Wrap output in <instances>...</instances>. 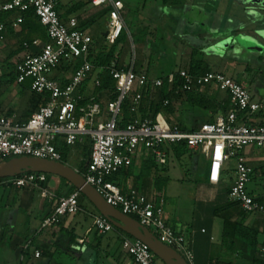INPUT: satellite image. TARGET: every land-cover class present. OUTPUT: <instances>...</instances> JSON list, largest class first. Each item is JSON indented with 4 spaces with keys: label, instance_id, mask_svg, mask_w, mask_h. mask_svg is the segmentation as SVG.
Returning a JSON list of instances; mask_svg holds the SVG:
<instances>
[{
    "label": "crops",
    "instance_id": "crops-1",
    "mask_svg": "<svg viewBox=\"0 0 264 264\" xmlns=\"http://www.w3.org/2000/svg\"><path fill=\"white\" fill-rule=\"evenodd\" d=\"M10 1L0 0V116L15 117L20 122H26L45 104L46 99L32 91L30 80L24 83L17 81L16 68L28 54L39 52L51 42L46 28L29 12L22 15L2 11L1 8ZM116 1L123 5L121 12L126 25L123 31L125 35L136 32L138 25H156L158 21L153 20L156 15L159 22L171 17L181 27L172 25L156 34L155 30H151L150 37L139 47L127 44L118 52L115 64L120 70L133 66L137 73L146 74L152 80L163 79L168 92L173 94L167 99L172 106L158 112L151 107L152 102L158 101V96L152 92L151 96L146 97L142 104L146 118L164 120L170 127L178 126L192 132L205 123H214L225 116L223 108L230 111L229 94L214 86L197 90L208 101L207 107L193 106L184 99V92L178 91L172 78L182 70L189 71L192 58L198 54L197 59L206 66L204 70L224 73L244 88L247 89L249 85L254 90L248 92L262 108L247 119L252 124H264V94L261 95L264 80L253 76L257 69H264V15L259 16L257 11H264V0H187L182 7L163 1L157 5L156 15L146 13L144 8L139 9L129 25V4L124 0H109L103 5L95 4V0H62L57 9L63 23L68 24L71 19H76L78 30L92 38L91 54H94L108 44L109 10H112V2ZM173 10L178 12L175 14ZM21 15L23 22L15 26ZM138 48L140 53L137 52ZM151 48L158 51L160 60L169 55L181 57L186 67L166 77L163 72L155 75L154 70L160 71L161 67L157 63V69H154L156 66L151 64ZM243 54L247 59H241ZM103 71V68H95L80 87L79 94L85 97L94 95L105 107L109 97L98 93L95 85L96 78ZM73 74L74 68L65 64L55 70L51 78L66 86ZM139 107L134 113H138ZM106 119L101 118L102 121ZM86 140L90 145V137L84 136L71 150L68 164L77 171L79 164L85 161L83 147ZM174 147L172 143L162 146L166 154L164 164L158 162L152 151L141 148L132 157L130 167L113 176L115 182L125 194L136 191L156 200L163 198L166 206L168 196L165 186L171 180L167 176L169 161H182L186 157L194 170H198V159L204 157L207 176L206 180L197 184L196 207L191 220L175 213L178 224L172 223L174 213L164 206L166 222L176 233L185 237L186 245L194 255L192 264H257V260H263L264 213H247L229 197L236 177L237 158L230 159L236 161L234 166H229L230 160L225 161L219 183L211 184L210 160L199 150L190 147L187 151H179L178 155ZM240 156L252 169L248 191L264 205V147L249 146ZM159 164L164 166L162 171L150 169ZM144 170H151L152 173L145 177ZM53 177L48 175L43 187L56 198L67 196L71 192V184L65 185L62 178ZM52 183L58 185L59 189L52 188ZM157 183L161 184V189H158ZM0 189V264H135L132 256L123 248V239L127 234L116 228L100 234L93 228L94 218L98 215L96 209L89 210L90 225H82L73 215L63 218L56 226L44 229L42 223L52 214L54 201L43 198L41 194L36 198L33 191L38 188L35 187ZM80 206L82 211L83 196L80 197ZM37 252L40 257H36Z\"/></svg>",
    "mask_w": 264,
    "mask_h": 264
},
{
    "label": "built area",
    "instance_id": "built-area-1",
    "mask_svg": "<svg viewBox=\"0 0 264 264\" xmlns=\"http://www.w3.org/2000/svg\"><path fill=\"white\" fill-rule=\"evenodd\" d=\"M109 0H95L103 5ZM62 0H11L1 10L19 12L34 11L48 34L51 45L37 53L28 54L17 65V81H31L34 93L44 96L45 104L26 122L15 117L0 116V158L33 157L61 162L62 156L55 142L62 138L74 147L82 137L89 136L92 152L88 168L84 174L87 182L96 188L108 204L125 215L137 219L143 226L155 232L157 238L179 252L189 264L193 263V252L188 249L183 235L176 233L165 220L164 199H153L132 191L125 194L122 189L108 179L119 171L129 168L134 154L144 148L156 156L158 162H166L162 151L165 143L185 142L190 148L199 150L210 160V182L220 181L225 161L237 158V171L231 188L230 199L238 202L247 213H264V205L248 191L252 169L240 153L249 146L264 147V125L248 122V117L259 112L261 104L255 102L246 88L221 72L209 71L192 74L182 70L173 81L178 91L194 92L204 87H216L229 94L231 109L214 123H205L198 130L188 132L178 126L170 127L164 120L153 118L136 119L124 128L118 126V117L123 112V103L134 94L132 111L137 112L143 100V90L151 81L153 90L164 86L163 79L150 80L146 74H139L132 66L128 70L111 69L117 84L118 97L105 107L97 97L79 94L82 84L94 73L95 67L89 61L93 40L78 30V22L71 19L65 24L58 14ZM122 3L112 2L109 25L106 34L108 44H115L126 25L122 16ZM15 26L23 22V16ZM82 61L79 68L76 64ZM68 64L74 74L66 86L51 78V74ZM95 85L100 86V78ZM87 100L85 105L80 101ZM168 101L165 102V105ZM242 116V117H241ZM107 118L105 121L101 118ZM48 175L25 173L18 177L0 179V188L35 187L41 190L43 198L54 201V209L42 223V228L58 225L67 216L80 212L81 193L76 190L68 196L55 197L43 186ZM93 228L106 234L115 227L103 216L94 218ZM123 248L132 256L135 264H162L148 245L130 236L123 239ZM40 257V253H36ZM264 260V244L261 248Z\"/></svg>",
    "mask_w": 264,
    "mask_h": 264
},
{
    "label": "rangeland",
    "instance_id": "rangeland-1",
    "mask_svg": "<svg viewBox=\"0 0 264 264\" xmlns=\"http://www.w3.org/2000/svg\"><path fill=\"white\" fill-rule=\"evenodd\" d=\"M127 1L129 6V19L127 20L128 25L131 24V22L133 21L134 17L136 16L135 14H137V11L139 9L144 8L143 11H146V13L148 14H152L155 13L156 15V7L159 4L163 3V0H124ZM158 1V2H157ZM212 1V0H211ZM226 2L230 1V0H225ZM182 2L186 3L187 0H182ZM258 14H260L259 16H263L264 15V11L262 9L257 10ZM178 11H174L173 13H177ZM154 15V14H153ZM154 21H158V23H156V25H146V26H141L138 25V29L136 32H132L131 35H125V33H123V40H122V44H120L119 46V52L121 51V49L125 48V46H131L132 44L139 47V45H141V43H144V41L146 39H148L150 37L149 32L151 30H155L154 34H156L157 32H160L159 30H162L164 28L169 29L170 27H172V25H175L177 28L180 27L179 23L175 24V21L172 20L171 17L165 18V21L161 20L159 22L158 16L156 15L153 18ZM174 22V23H173ZM181 28V27H180ZM105 29V28H104ZM172 31V30H171ZM172 36H174V34H172ZM178 36V35H177ZM176 36V37H177ZM181 36V35H180ZM175 37V36H174ZM148 43V42H146ZM177 43V42H176ZM180 43V42H179ZM140 49L138 48L137 52L140 53L139 51ZM263 52V51H260ZM259 52V53H260ZM151 64L155 67L154 69H157V65L159 64L161 67V70L163 71H159V69L154 70L155 75H161V73L163 72V75L169 76L172 73H178L180 71V69H182V67H186L185 65V61L179 57V56H167L165 58H162L160 60V58H158L157 54L158 51H156V49H152L151 48ZM242 53V52H240ZM196 57L198 56L195 55ZM199 58V56H198ZM139 59V58H138ZM242 60L247 59L246 54H243V56L241 57ZM160 61V62H159ZM128 65L130 64V61L127 62ZM158 63V64H157ZM206 66H203V69H205ZM216 70V69H214ZM257 73H255L256 75H253L254 77H257L260 80H264V69L262 71H255ZM258 74V76H257ZM248 91L252 92L254 91L252 88H250V86L248 85ZM263 92H261L263 95L264 94V90H262ZM259 100H263V98L258 97ZM205 158L204 157H199L198 159V164H199V168L198 170H194L192 163H190L189 158L184 157L182 159V161L179 160H175L172 159L171 161H169L168 167H167V176L171 178L169 184H166L165 188V193H167V198H168V203L166 204L165 208L166 210L171 209V212L174 213V217L172 218V223L174 222V224H178L177 222V218L175 217V213L179 214L181 216H183V218L187 217L188 220H191V216L192 213L196 207V189L198 187V183H200L201 181L206 180V167H205ZM236 163V161L234 159L230 160L228 162L229 166H234ZM164 168V166L162 165H158V167H151L150 169H154V170H161ZM132 173L134 172V166L132 167ZM152 171L151 170H144V174L145 177H147L149 174H151ZM50 178H54L53 175H49ZM63 183L66 185L68 182L65 181L64 179ZM180 180V181H179ZM257 181H260L257 179ZM52 188L54 189H59V186L56 185L54 183H52L51 185ZM251 187V186H250ZM29 188V187H27ZM15 189V188H14ZM11 191H14L13 189H10ZM29 190V189H27ZM1 192V189H0ZM15 193V191L13 192ZM33 194L36 198H38V196L41 194V191L38 189H34ZM83 200H84V207L83 210L80 211L79 213H77L75 215V217L81 221L82 225H90L91 222V216H90V209H95L94 206L89 202L88 199H86L83 196Z\"/></svg>",
    "mask_w": 264,
    "mask_h": 264
},
{
    "label": "trees",
    "instance_id": "trees-1",
    "mask_svg": "<svg viewBox=\"0 0 264 264\" xmlns=\"http://www.w3.org/2000/svg\"><path fill=\"white\" fill-rule=\"evenodd\" d=\"M163 1L166 4L171 2L172 5L177 6V7L178 6L182 7L185 4L184 2H182V0H163ZM110 11H111V9L109 10V12ZM29 14L32 17H36L35 12L33 10L29 11ZM122 40H123V33L120 36V38L116 41L115 44H111V45L107 44L104 48H102L101 51H99L98 53H94V54L90 53V56H89V61L92 63V65L95 68H103L104 69L102 74L99 75L100 86L97 88V92L101 93V94L108 95L109 102L116 100L118 97L117 84L111 75V69L112 68L119 69L118 66L115 64V62L118 59V52H119L118 49H119L120 44H122ZM191 63L192 64L188 69L190 73H192V74H198V73L204 74L206 72H209V70L203 69V61L200 59H197L196 56H194L192 58ZM81 65H82V61H79L76 64L75 68H79ZM150 80H152V79H150ZM152 92H154V95L158 96V98H157L158 101H156L155 103H153V102L151 103V107H154L157 112L163 108L165 109V108H169L172 106V104L169 103V101H168V104L165 105V102L167 101V99H169L171 97V95H173L172 93L168 92L167 85L165 84L159 90H153L152 86H151V81H150L148 86L142 92L144 97H143V100H142L141 105L139 107L138 113L132 112V106H133L132 100H133L135 93H132L131 96L126 98V100L124 101L123 112L118 117V120H117L118 126L120 128H124L127 124L133 122L134 120H136L138 118H140V119L146 118V114H144L145 112L143 110L144 105H142V104H143L144 100L146 99V97L152 95ZM183 97L185 100H187L193 106L198 105V106L205 107L208 103V101L204 100L202 94L198 93V91L197 92H195V91L194 92H184ZM87 102H88L87 100H84V101H80L79 104L82 106V105H85ZM223 112L226 115V113L228 112L227 108H223ZM208 121L212 122L213 120H208ZM261 125H264V124L262 123ZM196 130L197 129H195V131ZM84 144L85 145L83 147V152H84L85 161H82L79 164V168H78V171L81 174H84L86 172L88 165H89V160H90L89 158H90L91 152H92V142L90 145H88V140H86V142ZM55 146L62 156L61 162L68 164L69 163V157L71 155V150L73 147H70L69 145H67L63 141L62 138L58 139L55 142ZM174 146H175L174 149L176 150L178 155H180L181 151L182 152L187 151L188 147H189L185 142L175 143ZM4 160H10V158H0V162H2ZM108 180L117 184L115 182L113 176L110 177ZM157 184H158V189H161V184L160 183H157ZM75 191H76L75 188L71 185V192H68L67 196L72 194ZM81 197H82V195H81ZM98 215H100V214L98 213ZM256 262H257V264H264V260H257ZM60 264H62V263H60Z\"/></svg>",
    "mask_w": 264,
    "mask_h": 264
},
{
    "label": "water",
    "instance_id": "water-1",
    "mask_svg": "<svg viewBox=\"0 0 264 264\" xmlns=\"http://www.w3.org/2000/svg\"><path fill=\"white\" fill-rule=\"evenodd\" d=\"M25 173H44L66 180L89 200L97 212L116 229L149 246L162 264H189L174 248L162 243L157 236L137 219L125 215L108 204L103 196L90 185L84 176L69 164L33 157L11 158L0 162V179L13 178Z\"/></svg>",
    "mask_w": 264,
    "mask_h": 264
}]
</instances>
